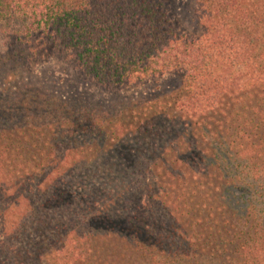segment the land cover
I'll list each match as a JSON object with an SVG mask.
<instances>
[{
	"label": "trees",
	"instance_id": "1",
	"mask_svg": "<svg viewBox=\"0 0 264 264\" xmlns=\"http://www.w3.org/2000/svg\"><path fill=\"white\" fill-rule=\"evenodd\" d=\"M0 36V264H264V0H0Z\"/></svg>",
	"mask_w": 264,
	"mask_h": 264
},
{
	"label": "rangeland",
	"instance_id": "2",
	"mask_svg": "<svg viewBox=\"0 0 264 264\" xmlns=\"http://www.w3.org/2000/svg\"><path fill=\"white\" fill-rule=\"evenodd\" d=\"M183 27L189 29L186 24H183ZM2 45L3 38L0 36V51ZM38 73L51 88L56 87L57 90L70 98L86 103H107L116 99L111 92L82 76L71 64L61 58L46 62L38 69ZM174 84L175 78L166 76L127 92L125 97L139 98L154 93H163L172 89Z\"/></svg>",
	"mask_w": 264,
	"mask_h": 264
}]
</instances>
